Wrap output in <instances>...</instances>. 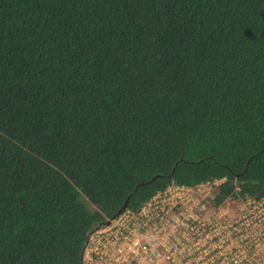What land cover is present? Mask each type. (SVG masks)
I'll use <instances>...</instances> for the list:
<instances>
[{"label":"trees","instance_id":"trees-1","mask_svg":"<svg viewBox=\"0 0 264 264\" xmlns=\"http://www.w3.org/2000/svg\"><path fill=\"white\" fill-rule=\"evenodd\" d=\"M222 178L264 197V0H0V264H81L128 195Z\"/></svg>","mask_w":264,"mask_h":264},{"label":"built area","instance_id":"built-area-1","mask_svg":"<svg viewBox=\"0 0 264 264\" xmlns=\"http://www.w3.org/2000/svg\"><path fill=\"white\" fill-rule=\"evenodd\" d=\"M224 181L170 184L123 210L88 236L81 264H264V197L230 217L213 196Z\"/></svg>","mask_w":264,"mask_h":264},{"label":"water","instance_id":"water-1","mask_svg":"<svg viewBox=\"0 0 264 264\" xmlns=\"http://www.w3.org/2000/svg\"><path fill=\"white\" fill-rule=\"evenodd\" d=\"M173 171H174V169H172V171H171V173H170V176L173 174ZM155 179V177H152L150 180H148L146 183H151V181H153ZM144 182H141L140 184H143ZM134 192H135V190H134ZM129 198H130V195H128L127 197H126V199L124 200V202H123V204H122V206H121V208H120V211L119 212H117V215L116 216H118L124 209H126V207H127V205H128V202H129ZM116 216H113L111 219H109V220H107L106 222H105V225H107V224H109L110 223V220H112V219H114ZM82 255H83V251H82V253H81V258H82Z\"/></svg>","mask_w":264,"mask_h":264},{"label":"rangeland","instance_id":"rangeland-1","mask_svg":"<svg viewBox=\"0 0 264 264\" xmlns=\"http://www.w3.org/2000/svg\"><path fill=\"white\" fill-rule=\"evenodd\" d=\"M230 217H236V215H237V212H236V210H231V212H230Z\"/></svg>","mask_w":264,"mask_h":264}]
</instances>
